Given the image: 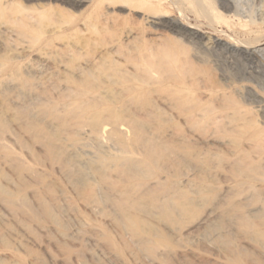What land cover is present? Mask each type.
Listing matches in <instances>:
<instances>
[{"label":"bare ground","instance_id":"bare-ground-1","mask_svg":"<svg viewBox=\"0 0 264 264\" xmlns=\"http://www.w3.org/2000/svg\"><path fill=\"white\" fill-rule=\"evenodd\" d=\"M22 1H54L77 9L91 0H0V47L8 54L6 59L0 61V97L22 110L25 114L23 117L35 126L37 135L46 139L44 144L39 145L37 141L34 142L39 146L40 159L32 160V165L23 162L22 157L8 146L15 139L11 137L7 140L4 137L3 140L0 139L2 211L7 215L27 216L36 221L41 231H54L63 241L76 242L75 244L81 241L83 244L86 241V244L96 248L103 242L100 237H86L85 240H82L81 235L79 237L81 229L90 227L82 217L73 218L76 232H68L57 217V214H69L75 208L72 207L74 204L71 206L70 196L67 199L65 189L74 197H79L78 195L81 197L83 196L81 191L87 188L90 192L83 198L82 205L93 218L97 219L101 216L99 218L101 219L106 212L104 218H107V222L140 251L141 249L148 251L147 248L151 246L169 249L167 231L171 233L175 231L173 226L170 227V223L173 222L171 216L174 218L178 216L177 211L183 206L180 202H174L172 194H165L163 197L156 195L153 186L158 187L161 179L166 182L172 179L171 168L168 167H173L176 171L177 167L182 166L185 169L184 182L188 184L200 176L206 177L204 181L214 178L213 175L216 176L218 173V166L212 165L213 159L219 156L221 153H218L219 151H224L230 158L225 163V168H229L230 171L221 175H225L226 182L231 185L232 195L218 213L219 222L207 226L202 238L212 251L222 257L223 261H215L214 264L227 262L242 264V259L239 257L242 253L239 247L242 246L236 244L237 241L239 244L250 245L264 260V98L251 92L246 93L249 100L256 104V112L262 120L260 125H255L253 120L244 119V116L242 119L238 115L239 112L236 114L235 111H230L224 105L225 102L223 103V95L217 92L213 94L211 88L208 89L205 78L200 76L185 77L179 72L163 77L159 75L160 78H157L155 84H148L147 87L151 86L150 88L138 86L140 82L137 85L135 80L133 82L136 85L126 86L123 84L124 81L121 80V83L113 73L108 72L110 69L106 70V74L100 76L98 73V77L97 75L94 77V74L88 73L87 69L89 70L90 66L96 67L98 61L95 64L94 59V61H73L75 56L65 50L62 51L63 48L54 46L50 36L48 38L34 34L32 29L36 20L34 14L27 9L16 11L14 8L20 6ZM251 3L252 0H190V5L197 12L209 16L210 20H226L219 12V8L232 10L234 13L232 16L237 17L240 26L247 30L248 36L255 33L252 28L259 25L252 14L253 11L248 9ZM148 18L152 20L153 25L166 28L182 37L195 52L197 61L210 56L219 60L228 59L232 64L246 62L250 67H242L237 71L241 81H253L257 85L264 86V43H257L260 40L256 34L248 41L231 39L227 42L203 34L199 26L182 25L162 15H149L146 19ZM260 19L259 22L263 24L264 18ZM226 22L225 24L228 25L230 21ZM56 31L55 36L59 30ZM57 39H60L59 36ZM31 54H35L36 60L25 61L26 56ZM154 75L151 77L156 78ZM141 83L144 85V82ZM194 91H199L204 97L212 96L217 105V113L214 112L215 116L208 118L205 123L201 119L197 120L202 113H205L201 111L200 104L189 105L194 98L189 96L192 97ZM44 92H49V96L51 94V97L56 99H68L71 110L64 111L65 106L61 104L64 107L58 111L55 99L53 104L47 94L42 96ZM66 99L64 100L67 101ZM195 101L198 102L197 99ZM77 108H82L83 111L80 109L79 112ZM112 110L113 114H111ZM159 110L165 112L167 120L164 116L161 117L163 120H160V117L155 119ZM134 112L144 116L145 119L151 117L153 120L143 122L139 115V118L134 116ZM70 114L73 115L70 117L77 120L76 123H70L71 119L69 123L64 120ZM85 121L90 125L86 127L83 125L84 128H81L80 124ZM150 145H156L158 148L149 151ZM189 145L197 148L199 152L190 155L194 148L190 151L186 150ZM22 150H19L20 153ZM245 155L249 158L247 161L250 164L256 163L260 166L259 173L245 171L248 168L247 164H244ZM40 168L54 173L60 183L51 182L56 184L58 191L57 197L52 199L53 209L42 204L38 205L39 203L35 208L29 206V196L35 199L36 186L44 188L49 184L38 181L37 185H32L35 184L37 171ZM155 170L163 172L165 176L152 177L154 179H150L151 181L142 183L145 181L144 175ZM113 174L117 178L115 184H112ZM198 180L203 181L201 177L197 179V183ZM203 183L198 184L199 190L196 191L195 188L193 189L195 191L192 190L189 194L191 196L183 200V205L197 204L204 200L200 192H205L207 186L205 187ZM138 186L141 188L140 191L135 189ZM37 217L43 222L38 223ZM3 220V214H0V224ZM248 220L255 226V229L253 226L254 230L245 229L243 224ZM250 224L249 226L247 224V228ZM1 239L3 235L0 231ZM94 252H91V255ZM143 253L145 259L150 262L155 258L146 252ZM183 256L197 261L202 260L200 255L192 251L183 253ZM188 264L194 263L188 261Z\"/></svg>","mask_w":264,"mask_h":264},{"label":"rangeland","instance_id":"rangeland-1","mask_svg":"<svg viewBox=\"0 0 264 264\" xmlns=\"http://www.w3.org/2000/svg\"><path fill=\"white\" fill-rule=\"evenodd\" d=\"M263 1L264 0H252V3L250 4L252 5V9L249 5L248 9L253 11V13L250 12L254 15V18L259 24L252 28V31L255 33H252V35L249 36L247 35V30L240 26L237 17L234 18V16H232L234 14L232 10H222L218 7L219 12L224 19H226L227 22L230 21L228 22L229 24L226 25V20H210L209 16L197 12V10L190 5V0H91L89 3L87 2L77 9H72L54 1H22L20 6L14 8L16 11L27 9L32 12L36 18L32 27L34 34L43 35L48 38L50 36V40L54 46L61 49L63 48L62 51L65 50V52H70L71 55L73 54V56H75V58L73 57V61H91L94 59V64L98 61L100 64L97 63L95 65L96 67H89V70L94 68L91 72L87 69L88 73L94 74V77H96L95 75L98 77V73H100V76L106 74L108 69H110L108 72L110 74L113 73V76L118 78L120 82L121 80L122 82H125L126 80L127 84L126 82H123L126 86L129 84L136 85L135 82H137L138 85L140 82L138 86L150 88V85V87H147L148 84H155L154 82H156L157 78H160L159 75L163 77L170 75L173 72H179L180 75L182 73L185 77H190L192 75L200 76L205 78L204 80L207 82L208 89L211 88L213 94H215L214 92H217L223 95V103L225 102L224 105L230 111H235V113L239 112L238 115H240L241 118L244 116V119H250V121L253 120V122L256 123L255 125H260L262 120L258 115V112H256V104L249 100L246 93L251 92L253 95H258L259 97L264 98V86L257 85L253 81L242 82L241 77L237 73L242 67L248 68L250 65L246 62H233L232 64L228 59L221 58V60H219L210 56H205L202 61H197L195 59V52L188 46L187 42L182 37L177 36L176 33H172L166 28L153 25L152 20L146 18L149 15H162L165 16L166 19L175 20L182 25L199 26L203 34H209L227 42L231 41V39H234L235 41H248L251 40L250 37H255L256 34L260 40L257 43L263 44L264 23L262 24L259 22L261 20L260 18H264ZM55 27H60L62 29H56ZM56 30H59V34L57 33L55 36L54 33ZM214 32L217 33L215 34ZM58 36L60 39H57ZM7 56V52L0 47V61L6 59ZM26 57L27 58H25L24 55L25 61L28 62L36 60L35 54ZM97 67L99 68L97 69ZM136 67H138V69ZM141 67L143 68V71L147 72H143ZM134 69L137 71V74ZM94 70L97 73L93 72ZM152 72H154L153 74H155L154 76L156 78L151 77L153 75H151ZM124 76H126L127 79L124 78ZM149 77L151 78V82ZM130 80L131 82H129ZM134 80L135 82H133ZM141 82H144V85H147L144 86ZM237 92H240V94ZM45 94H47L46 96L51 97V94L49 96V92L42 93V96H45ZM199 94H201L199 91H194L191 95L192 97L189 96V98H195H193L194 102L191 101V104L189 105L193 106L192 103L195 105L200 104L201 111L205 113H202L201 117L197 120L201 119L203 120V123H205L206 120L215 116L217 113V105L213 101L212 96L204 97L202 94ZM64 99H56L52 96L50 101L53 104H55L53 100L56 101L57 104L55 105H58L56 108L58 111L63 109L64 106V111H68V109L71 110L72 107L69 105L68 99H66L67 101ZM196 99L198 102L195 101ZM59 104L61 108L59 107ZM61 104H64V106L62 107ZM65 104L68 105L66 106ZM233 106L235 107L233 108ZM158 108L161 109L160 107ZM77 110L83 111L82 108H77ZM240 110L243 111L241 112ZM164 113L165 112L162 110H159V112L157 111L155 119L160 117V120H163L161 117H166ZM23 114V111L18 107H15L10 101H3L0 97V139L3 140V137L5 140H7L8 137L13 138V140L15 139L14 142L9 143L8 146H10V149L14 153L22 157L23 162L32 165V160L40 159L39 146H36L38 144L35 145L34 142L37 141L40 145L44 144L46 139H42L37 135L35 126L30 124L26 118L23 117L25 115ZM111 114H113V110ZM247 114L250 116L248 117ZM138 115L134 112V116L138 117ZM70 116L73 115H67L65 117L67 120L65 118L64 120L67 123L71 120L70 123H76L77 120H74V117L72 118ZM139 117L143 122H145V120H153L151 117H146L148 119H145L142 115H139ZM117 119L121 120L119 118ZM169 119L173 120L171 118ZM85 122L80 124V127L82 126L81 128H84L83 125L86 127L89 124V122ZM187 147L186 150L189 151L194 148L192 145ZM156 148H158L156 145H150L149 151H151L150 149L155 150ZM19 150H22L21 153ZM28 151L30 152L29 156ZM22 152L24 153L22 154ZM197 152H199V150L194 148L191 150L190 155H194V153L197 154ZM218 153H220V157L218 156V158L216 156L212 162L214 167L218 166V173L216 176L213 175L214 178L211 177L212 179L208 178L205 181L204 179H206V177L203 178L200 176L201 181L203 179L205 183L198 180L199 183L205 184V187L207 186V189L203 188L205 192L199 191L202 194V197L204 196V200L206 199L205 201L203 200L201 203L197 204L183 205V200L187 196H191L189 194L192 193L194 188L196 191L199 190L197 189L199 184L197 183V179H200V177L194 179L190 184L185 183V169L182 166L177 167L176 171L175 168L168 167V169L171 168L170 176H172V179L169 178V182L161 179L158 183V187L155 186L154 188L153 186V189H155L153 191L154 193L156 191V195H161L163 197L165 194H172L174 202H180L184 207L177 211L179 217L176 216L174 218L171 216L173 222L170 223V227L173 226L175 231L172 233L169 231H167V233L165 231L169 239V249H164V247L159 248L157 246H147L150 248H147L148 251H142V249L140 251L138 247L130 244L126 237H123L114 226L107 222V218H104L107 215L106 212H104L106 215H102L101 219H99L101 216L95 219L90 215L89 211L84 208L82 200L89 194V189L84 188L81 191L83 194L81 197L80 195H78L79 197H74V195H71V193L65 189L67 199L70 196L69 201L71 202V206L74 204L72 207L75 206V208H73V213L57 214L60 222L66 227V229H68V232H76L77 230L73 218L82 217V219L90 224V227L81 229L82 231L79 230L80 234L77 232L79 237L81 235V238L83 237L82 240H85L86 237L98 236L103 242L98 245V247L94 248L92 245L86 244V241H84V243L86 242L85 246L83 245L84 243L82 244L83 241L79 242L80 245L79 243L75 244L76 242L71 243L69 241H63L54 231H41L35 220L19 214L7 215L0 208V214H3L4 216V220L0 224V231L3 235V239L0 240L1 264H188V261L194 264H214L215 261H223L221 260V255L212 251L208 246L209 244L202 238V234L207 226L219 222L220 217L218 213L221 207L229 201L232 195L231 185L226 182V176L221 175L230 171L229 168H225V163L230 158L224 151H219ZM222 156L225 158H221ZM244 157V164H247L246 166L248 168L250 167L249 170L247 168L245 171L259 173L261 170L260 166L256 163L250 164L249 161H247V159L249 160L247 155ZM214 160L217 161L214 162ZM221 168L222 170H220ZM160 172L159 170L148 172V174L144 175L145 177L143 179L145 181L142 183L151 181L154 179L152 177L165 176V174H162L163 172ZM37 173L38 176H36L35 184L30 182L32 185H37L38 181L49 184L44 188L39 187L38 185L36 188L34 186L37 190L35 191L36 196L35 199H32V197L29 196V206L35 208L37 203H39L38 205L42 204L44 207H50L53 209L54 204L52 199L53 197H57L58 191L56 184H52L51 182L55 181V183L57 182V184H60L59 180L54 173L43 168H40ZM111 177L113 181L112 184H115L117 181L116 175L113 174ZM139 187L140 186L135 189L140 191L141 188ZM37 220L38 223L43 222L39 217H37ZM249 221L250 220L243 225H245V229L251 231L254 225ZM247 224L248 226L250 224V227L247 228ZM237 242L236 244L242 246V248L239 247L241 250L240 252H242L239 256L240 259H242V264H264L262 257H260L250 245L246 243L239 244ZM167 251L168 253H166ZM190 251L200 255L202 260L197 261L190 257L184 258L183 253ZM91 252H94V254L92 253L93 256L91 255ZM143 252H146L151 257H155H152L154 262L146 260ZM226 264L231 263L227 262Z\"/></svg>","mask_w":264,"mask_h":264}]
</instances>
